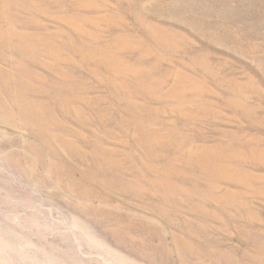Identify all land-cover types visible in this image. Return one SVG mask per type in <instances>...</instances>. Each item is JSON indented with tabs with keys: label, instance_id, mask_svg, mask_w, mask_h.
I'll use <instances>...</instances> for the list:
<instances>
[{
	"label": "rangeland",
	"instance_id": "374dc122",
	"mask_svg": "<svg viewBox=\"0 0 264 264\" xmlns=\"http://www.w3.org/2000/svg\"><path fill=\"white\" fill-rule=\"evenodd\" d=\"M0 264H264V0H0Z\"/></svg>",
	"mask_w": 264,
	"mask_h": 264
},
{
	"label": "bare ground",
	"instance_id": "6f19581e",
	"mask_svg": "<svg viewBox=\"0 0 264 264\" xmlns=\"http://www.w3.org/2000/svg\"><path fill=\"white\" fill-rule=\"evenodd\" d=\"M83 175H87V173H86V172H84V173H83Z\"/></svg>",
	"mask_w": 264,
	"mask_h": 264
}]
</instances>
